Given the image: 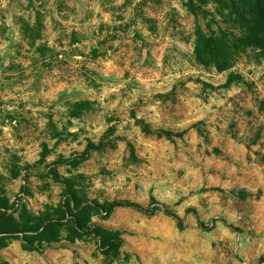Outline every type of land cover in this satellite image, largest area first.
<instances>
[{
  "label": "rangeland",
  "instance_id": "374dc122",
  "mask_svg": "<svg viewBox=\"0 0 264 264\" xmlns=\"http://www.w3.org/2000/svg\"><path fill=\"white\" fill-rule=\"evenodd\" d=\"M205 1L207 19L188 0H0L9 214L52 217L71 190L147 210L93 217L117 255L62 221L35 250L5 235L0 264H264V59L200 64L197 31L229 27Z\"/></svg>",
  "mask_w": 264,
  "mask_h": 264
},
{
  "label": "trees",
  "instance_id": "16d2710c",
  "mask_svg": "<svg viewBox=\"0 0 264 264\" xmlns=\"http://www.w3.org/2000/svg\"><path fill=\"white\" fill-rule=\"evenodd\" d=\"M216 6V14L229 27L227 29L210 28L198 30L196 34L195 54L200 64L213 66L218 71H227L235 67L237 56L247 51L259 53L264 59V0H211ZM197 2L198 4H196ZM205 0H188V8L196 16L207 19ZM69 197L51 217L31 218L19 222L9 214L10 200L0 189V247L5 235L24 234L27 249L35 250L36 245L58 242L62 237V221H67L66 229L70 240L81 239L90 233L100 241L104 255L118 254L120 237L96 226L92 219L96 215L109 218L118 208H133L147 211L140 204L128 200H115L99 203L85 200L77 191L71 190ZM175 218L179 220L177 216ZM182 225V224H180Z\"/></svg>",
  "mask_w": 264,
  "mask_h": 264
}]
</instances>
